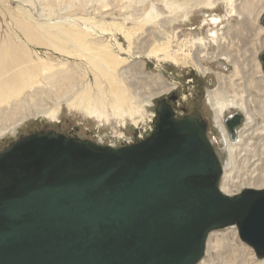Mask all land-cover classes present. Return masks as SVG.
<instances>
[{
  "label": "water",
  "instance_id": "obj_1",
  "mask_svg": "<svg viewBox=\"0 0 264 264\" xmlns=\"http://www.w3.org/2000/svg\"><path fill=\"white\" fill-rule=\"evenodd\" d=\"M156 115L128 146L39 131L0 152V264H198L232 226L264 258V188L224 194L205 122L163 101ZM243 119L226 117L231 141Z\"/></svg>",
  "mask_w": 264,
  "mask_h": 264
},
{
  "label": "rangeland",
  "instance_id": "obj_2",
  "mask_svg": "<svg viewBox=\"0 0 264 264\" xmlns=\"http://www.w3.org/2000/svg\"><path fill=\"white\" fill-rule=\"evenodd\" d=\"M50 1L53 0H0V42H3L8 35H13L14 29L10 16L15 15L17 17L16 15L20 14L18 11H25L32 19L41 22L46 19V21L51 20L53 22L62 21L65 18H59V15L64 13L65 16H68L66 18L69 19L88 18L103 24L106 29L105 34L96 33L91 36L92 38H101L103 43L113 45L112 49H115L114 51H116L115 53L118 57L124 60L119 68V72L120 69L130 65L137 66L136 69H138V65L142 67L141 72L138 70L136 72L133 71L132 78L129 77L130 83L126 81L128 84H133L130 90L131 94L135 97V111L131 115L125 114L121 119L112 117L109 112V120H97L83 110L69 106L66 99L55 98L51 88L40 79L39 83L28 92L31 93L32 90L37 91V97H34L32 101L28 99V96H25L27 101L20 104V109L11 112L12 115L16 116L19 113L24 115L20 123L10 126L12 120L9 119L11 118L1 119L3 122L0 121V125L3 128H8L0 136V152L9 147L15 140L39 131H51L68 138L89 141L99 146L109 147L111 145L113 148L136 144L149 137L153 132L157 118L156 112L160 106V102L163 101L171 109L173 108L177 115H181L186 110L190 113L199 114L204 119L203 121L208 127L210 136L214 139L213 148L222 166L219 187L225 176L228 195L252 189L250 186L252 180L250 170L252 169L257 172L262 161H264V156L258 157L253 148L256 144H259L257 142L264 135V114L262 116L255 113L252 114L254 116V122H252L247 112L236 106L228 108L223 112H219L217 108L213 110L208 102V93L212 94L219 89L218 75L223 78L228 77L227 79L229 80L226 83L229 85L226 87V91L232 100H234L235 89L242 92L245 89L244 84L246 82L250 83L252 80L259 79L262 81L261 86L254 87L251 84L247 87V93L242 94V97L247 100H250L248 95L256 98L264 110V75L258 62V55L264 43V28L259 24L258 18L264 12V8H260L251 15L252 18L250 17L251 19L247 23L251 35L248 38H242L245 42L242 39L241 42L233 40V43H229L228 45L227 51L234 52V56L236 55L235 59L238 60L241 68L243 67L242 70L246 72L243 75L240 73L241 71H237L236 76L232 77L235 71L232 58H226L224 55L218 56L220 53L218 42H208L206 49L190 45L195 39L207 41V35L210 32L215 31L223 34L227 28L232 29L239 25L241 18L227 13L226 0H209V2L216 3L212 6L201 4L194 7L192 11H189V8L193 6L195 0H179L178 2H174V0H144L145 2L142 0H121L114 3L108 2L106 8H100V5L96 2H86L83 6L74 2V6L63 7L66 5L62 2L60 3L61 5L55 4L51 19L46 17L48 13L46 2ZM136 2L138 3L136 4ZM143 2L144 4H141ZM240 2L241 0H234V7H237ZM235 4L237 5L235 6ZM148 5L153 7L154 15H157L151 23L141 26L140 29V24L131 20L138 15L143 20L145 16L144 13L142 14V10H146ZM62 9L63 11H61ZM73 9H75L74 12ZM39 15L45 16L40 17ZM184 15H186V19H181L180 17ZM213 16L221 18L220 24L216 27L208 25V19ZM123 20H125V31H128L130 28L136 33L133 38L134 43L131 45L126 40H123L121 35L115 32L112 26L113 22L121 24ZM161 22H165V25H162ZM219 36L222 37V35ZM158 42L168 43L169 57L164 56L161 52H159L158 57L149 53L152 48L156 47ZM223 42L225 43V41ZM234 43L240 47L239 50ZM118 45L121 47V50H119ZM138 47L140 50L137 51L136 48ZM40 56L50 61L55 70L64 68L70 73H74L75 89L77 92L85 87L86 84L93 88L92 94L96 92L94 80L84 59L77 58L76 56H63L57 53L45 54V52ZM254 64L257 65V69L255 72L250 73L249 65L253 67ZM163 85L169 87V92L166 91V93L160 90V87ZM154 93L157 95H154ZM58 101L59 104H57ZM56 106H58V112L55 120L48 118L43 113L45 109H52ZM8 108H6V112L9 110ZM250 110L253 111L254 107L250 106ZM234 113L244 115L242 123L237 127L236 137L246 135L248 132L247 141H249L246 145L242 146L243 142L237 143V138L231 141L227 135L228 140L234 144L232 145V150H230L232 151L231 156L219 124H222L224 128L226 117ZM248 128H251V130L248 131ZM251 132L255 134L251 135ZM249 177H251V180ZM210 236L211 241L207 243L205 255L198 264H264V258L258 259L253 249L240 240L234 226L216 230Z\"/></svg>",
  "mask_w": 264,
  "mask_h": 264
},
{
  "label": "bare ground",
  "instance_id": "obj_3",
  "mask_svg": "<svg viewBox=\"0 0 264 264\" xmlns=\"http://www.w3.org/2000/svg\"><path fill=\"white\" fill-rule=\"evenodd\" d=\"M118 1L121 0H64V1L53 0L50 2H46V8L48 9V13L46 14V17L47 18L52 17L53 8L55 4L59 5L62 2H64V4L66 5L63 7H67V6L69 7L70 5L74 6L73 5L74 2L79 3L80 6H83L84 3L86 2L87 3L96 2L100 5V8H106L108 6L107 5L108 2L114 3ZM178 1L179 0H174V2H178ZM144 2L141 4H144ZM226 2L228 7L227 13L229 15L232 16L236 15L239 18H241L240 19L241 21H239V25L232 29L227 28V30L223 34L221 32H215V31L210 32L209 35H207V41L195 39V41L193 43H190V45L192 47L206 49L208 42L211 43L218 42V48L220 51L218 56L224 55L226 56V58H232L231 60L233 61L232 63L235 69V71L233 70L234 73L232 74V77L236 76L237 71H241L240 73L245 75L246 72L242 70L243 67L241 68L240 63H238V60L235 59L236 55L234 56V52L227 51L228 45L229 43H233V40H237L241 42L242 38L245 37L248 38L251 35V31H249L250 29L248 30L249 27L247 26L248 25L247 23L252 18L251 15L255 11L259 10L260 8H264V0H241L240 4L237 7H234L233 5L234 0H226ZM133 3L135 2L133 1ZM137 3L138 2H136V4ZM215 3L216 2H209V0L208 1L195 0L193 6L189 8V11H192L194 7H197L201 4L212 6ZM236 5L237 4H235V6ZM75 9H73V12ZM68 10L70 11V9ZM144 10H142V14L144 13L145 16L143 20L142 18L140 19L138 17L140 15L136 16L135 18H132L133 20H131L132 22L139 23L140 29L141 26L151 23L157 15V14L154 15V9L150 5L147 6V9L145 11ZM61 11H63V9ZM61 11L59 10V12ZM18 12H20L19 15H16L18 18L15 17V15L10 16L14 29L13 35L12 36L8 35L3 42H0V121L1 122H3L2 120H5L2 118H8V119L11 118L9 119L12 120L10 126H15L16 124L20 123V121L24 118V115L19 113V115L16 116V115H12L11 112L20 109L19 108L20 104L27 101L25 96H28L29 97L28 99L30 100H32L34 97L35 98L37 97V91L32 90L31 93L28 92L31 89H33L36 84L39 83L40 79H42L46 83V85H48L51 88L52 94L54 95L55 98L66 99L69 103V106H73L78 109H81L89 116L95 117L97 120H104V121L109 120L108 119L109 112L112 117L121 119L125 114L131 115L132 112L135 111V107H134V103H136L134 101L135 97L133 96V94H131V90H130V87L133 86V84H128V83H130L129 77L132 78L131 75L133 71L136 72L138 70L139 72H141L142 67L141 65H138V69H136L137 66L135 67V65H130L120 69L119 72V68L123 64L124 60L118 57V55L115 53L116 51H114L115 49L114 50L112 49L113 45L111 46L109 43H103V40L101 38L97 39L96 37L92 38L91 36L92 34H96V33H100L104 35L106 29L104 28L103 24H100L97 21L88 18H78L74 20L69 19L66 18L68 16H65L64 13L59 15L60 16L59 18H65L62 21L59 20L53 22L51 20L46 21L47 20L46 19L45 21L43 20L41 22L32 19V17L29 14H27V12L25 11L24 12L18 11ZM39 16L44 17L45 15H39ZM159 16L161 15L159 14ZM180 18L186 19V15ZM220 22H221L220 17L213 16L208 19V25L210 24L212 27L218 26ZM124 23L125 20H123L121 24L113 22L112 26L115 32L121 35L123 40H126L127 42H129V45H131L134 43L133 38L136 35V33L135 31H133V29L130 28L128 31H125L126 28ZM164 23L165 22H161L162 25ZM219 35H222V37ZM223 41H225V43ZM224 44H226L227 47ZM234 45L237 47L238 50L240 49V47H238L237 44L234 43ZM263 47H264V43L261 48V51ZM118 48L119 50H121V47L119 45ZM38 49L44 50L43 52H45V54L57 53L63 56L65 55L73 56V57L76 56L77 58L84 59L87 68L89 72H91L92 78L94 80V87L96 88V92L95 93L93 92L94 94H92L91 91L93 88H91V86H89L88 84H86L85 87H83L82 89H80L79 92H77V90L75 89L76 83L73 75L74 73L72 74L64 68L63 69L58 68L57 70H55L50 61L45 60L40 56L43 52ZM128 49H130V47H128ZM136 49L137 51L140 50L139 47ZM159 52L163 53L164 56L169 57L170 54H169L168 43L158 42V44H156V47L152 48L151 52L149 53L151 55L158 57ZM171 59L175 60L174 58ZM252 65H249L250 69L248 68L250 73L255 72V70L257 69L256 64H254V66L251 67ZM227 78H223L219 75L217 76L219 89H217L212 94L208 93L209 95L208 102L210 107H212L213 110L217 108L219 112L220 111L223 112L228 108L230 109L236 106L237 108L244 109L247 112L248 117L252 119V122H254V116L252 114L255 113L256 115L262 116L264 114V110L262 109L261 103L256 98L248 95V98L250 100H247L242 97V94L247 93L248 86L252 84L254 87L255 86L260 87L262 81L259 79H255L252 80L250 83L246 82L244 84V88H245L244 91L239 92L238 89H235L236 91L234 90L235 91V94L233 95L234 100H232L229 98L228 92L226 91V87L229 85L228 83H226V81L229 80ZM126 81H128V83ZM125 83L127 84L125 85ZM160 90L164 92L166 91L169 92L170 89L169 87L163 85L160 87ZM154 95L157 94L154 93ZM57 104H59V101L57 102ZM8 106H10V108H8ZM250 106L254 107L253 111L250 110ZM6 108L9 109L7 112H6L7 110ZM57 112H58V106L52 109H45L43 111V113L52 120H55L57 118ZM219 127L222 131L223 138L227 143L228 151L232 150V145L234 144H232L228 140L226 131L224 130L222 124H219ZM7 128H3L0 125V136L2 133H4L7 130ZM249 130H251V128H248V131ZM254 134H255L254 132H251V135ZM248 135L249 134L247 132L246 135L238 136L236 137L237 140L236 139L235 140L237 141V143L243 142L242 146H244L249 141V140L247 141ZM257 143L259 144H256L253 147L254 152L258 157L261 155L264 156V135L260 137V140ZM231 153L232 151H230V155ZM250 176L252 177V180L251 177H249V179L251 180L250 186L252 187V189L264 188V161H262L257 172H255V170L252 169L250 170ZM226 187L227 184L224 176L220 186V190L224 194L228 195ZM209 236L207 239V243H210L211 241V238H209Z\"/></svg>",
  "mask_w": 264,
  "mask_h": 264
},
{
  "label": "flooded vegetation",
  "instance_id": "obj_4",
  "mask_svg": "<svg viewBox=\"0 0 264 264\" xmlns=\"http://www.w3.org/2000/svg\"><path fill=\"white\" fill-rule=\"evenodd\" d=\"M260 54V53H259ZM166 104V103H165ZM166 106H167V104H166ZM169 106V105H168ZM171 108V107H170ZM172 110V112L174 113L173 114V117L174 118H183V117H185V116H189V115H191V116H196V117H198L199 119H201V120H204L199 114H196V113H190V112H187L186 110L185 111H183V113L181 114V115H177V113H175L174 112V110H173V108L171 109ZM206 124V123H205ZM206 129H207V137H208V139H209V141L210 142H212V145H213V143H214V139L210 136V132L208 131V127L206 126ZM208 133H209V136H208ZM213 140V141H212Z\"/></svg>",
  "mask_w": 264,
  "mask_h": 264
},
{
  "label": "built area",
  "instance_id": "obj_5",
  "mask_svg": "<svg viewBox=\"0 0 264 264\" xmlns=\"http://www.w3.org/2000/svg\"><path fill=\"white\" fill-rule=\"evenodd\" d=\"M111 145H109V147H110ZM111 147H113V146H111Z\"/></svg>",
  "mask_w": 264,
  "mask_h": 264
}]
</instances>
